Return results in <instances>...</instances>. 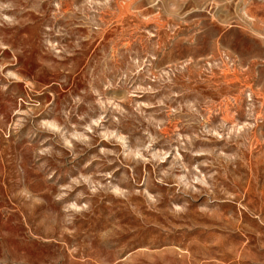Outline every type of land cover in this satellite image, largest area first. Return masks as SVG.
Wrapping results in <instances>:
<instances>
[{"label":"rangeland","instance_id":"obj_1","mask_svg":"<svg viewBox=\"0 0 264 264\" xmlns=\"http://www.w3.org/2000/svg\"><path fill=\"white\" fill-rule=\"evenodd\" d=\"M0 264H264V0H0Z\"/></svg>","mask_w":264,"mask_h":264},{"label":"bare ground","instance_id":"obj_2","mask_svg":"<svg viewBox=\"0 0 264 264\" xmlns=\"http://www.w3.org/2000/svg\"><path fill=\"white\" fill-rule=\"evenodd\" d=\"M247 14V13H246Z\"/></svg>","mask_w":264,"mask_h":264}]
</instances>
